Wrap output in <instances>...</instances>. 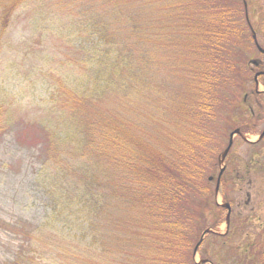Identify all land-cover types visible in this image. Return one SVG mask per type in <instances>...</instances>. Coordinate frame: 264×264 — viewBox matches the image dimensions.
<instances>
[{
  "label": "trees",
  "instance_id": "16d2710c",
  "mask_svg": "<svg viewBox=\"0 0 264 264\" xmlns=\"http://www.w3.org/2000/svg\"><path fill=\"white\" fill-rule=\"evenodd\" d=\"M247 2L0 0V80L9 69L32 74L16 91L0 83V137L36 131L33 181L47 207L18 230L9 264H199L202 232L226 217L209 169L223 145L212 130L238 117L232 127L244 133L261 118L248 105L263 94L247 84L264 64L250 62L258 42ZM242 223L229 217L197 251ZM254 237L228 264H264V221Z\"/></svg>",
  "mask_w": 264,
  "mask_h": 264
},
{
  "label": "rangeland",
  "instance_id": "374dc122",
  "mask_svg": "<svg viewBox=\"0 0 264 264\" xmlns=\"http://www.w3.org/2000/svg\"><path fill=\"white\" fill-rule=\"evenodd\" d=\"M247 3L250 21L256 31L257 42L264 48V0H248ZM23 25L24 22L21 21L13 28L10 33L12 39L22 38L24 35ZM51 40L53 41L54 39ZM42 46L45 47L44 45ZM25 47L30 48V44H26ZM9 51L7 49L6 52ZM252 58L259 59L264 64V54H260L256 48ZM5 66L6 62L3 63L4 68ZM255 70L258 69L256 68ZM36 71L41 76H44L43 71L45 69L43 71L36 69ZM254 74L255 72L252 75ZM2 77L3 79L0 80L1 85L8 89L12 88L14 91H16L14 88H18L19 82L27 85L32 81V74L30 77L24 78L22 72L18 73V71L13 69L7 70ZM37 78L38 76L34 77V80ZM47 84L48 82L44 80L39 81L35 86L34 93L40 97L45 95L48 91ZM247 86L250 88L249 90L259 89L263 91V94L251 97L248 102L255 114H261V118L256 122L253 129H248L249 131L244 133L240 131L246 139L254 142L264 128V76H259L257 86L251 81L248 82ZM242 97L243 94L236 99L241 101ZM230 109H226V112ZM239 120L241 118L236 117L230 124L227 119V123L221 122L218 125H222L218 130L214 126V130H212L214 134L212 136L215 141L216 139L219 141L220 145L223 144L215 152L216 161L217 155L228 145L230 133L234 129L232 124ZM35 133L34 129L22 131V125H19V127L12 126L0 137V264H9L16 259L23 244V238L18 232L20 227L27 222L37 223L47 211L44 195L37 189L33 181L35 170L38 167L37 146L31 143L33 138L37 139ZM229 150L230 152L228 151L229 153H227L222 164L215 161V166H211V162H209V169L212 175L216 177L219 168L225 165L224 175L227 180L216 193L215 200L217 204L228 202L231 206V219L238 214L243 223L239 227H235L236 231L232 236L229 235L225 239H216L212 236L206 237L204 243L194 255L195 261L199 262V264H228L227 258L235 248L243 245L247 241L246 237L249 234L251 240L259 232L264 221V138L254 148H250L240 135L235 134ZM251 155L258 158V165L252 166L248 163ZM212 183V186H214L215 183ZM224 193L229 201L223 199ZM225 214H227L226 208L222 218ZM227 228L228 226L224 221L212 230L222 234L227 232ZM215 252H217V255ZM202 257L205 258L201 259ZM202 260L209 262L201 263Z\"/></svg>",
  "mask_w": 264,
  "mask_h": 264
},
{
  "label": "water",
  "instance_id": "95a60500",
  "mask_svg": "<svg viewBox=\"0 0 264 264\" xmlns=\"http://www.w3.org/2000/svg\"><path fill=\"white\" fill-rule=\"evenodd\" d=\"M253 36L255 37V34H254V33H253ZM257 48H258V50H259L261 53H264V48L260 47L258 44H257ZM250 62H251L252 64H254V65H257L259 61L256 60V59H252ZM262 74H264V70H260V71H258V72L255 73V75H254V79H255V81H256V86L258 85V84H257V83H258V82H257V78H258L259 75H262ZM256 91H259V90L256 89ZM235 134L240 135V136H241L245 141H247V142H253V141H249L248 139H246V138L243 136V134L240 132V129H239V128L234 129V130L230 133V138H229L228 145L226 146V148H225V149L221 152V154L219 155V164H222V163L224 162V159H225V157H226V155H227V153H228V151H229V149H230V147H231V145H232V142H233V136H234ZM263 135H264V129H263V131L259 134V136H258V138H257L256 141H258L260 138H262ZM254 142H255V141H254ZM223 170H224V165H222V166L220 167V170H219V174H218V177H217V184H216V193L218 192L219 178H220V175L222 174ZM210 178H212V177H210ZM222 206L225 207V208H227V214H226L225 223H226V225L228 226V224H229V217H230V206H229L228 203H224V204H222ZM210 232H214V231H212V230L209 229V228H208V229H205V230L203 231L201 237L199 238L198 242L196 243V245H195V247H194V254L196 253L198 246H199L200 243L202 242L204 235L207 234V233H210ZM201 262H205V260H202Z\"/></svg>",
  "mask_w": 264,
  "mask_h": 264
}]
</instances>
